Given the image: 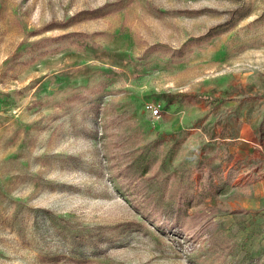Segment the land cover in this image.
Returning <instances> with one entry per match:
<instances>
[{
	"label": "rangeland",
	"instance_id": "obj_1",
	"mask_svg": "<svg viewBox=\"0 0 264 264\" xmlns=\"http://www.w3.org/2000/svg\"><path fill=\"white\" fill-rule=\"evenodd\" d=\"M0 264H264V0H0Z\"/></svg>",
	"mask_w": 264,
	"mask_h": 264
}]
</instances>
